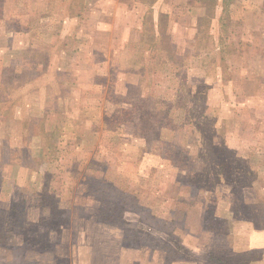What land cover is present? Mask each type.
<instances>
[{
	"label": "rangeland",
	"instance_id": "obj_1",
	"mask_svg": "<svg viewBox=\"0 0 264 264\" xmlns=\"http://www.w3.org/2000/svg\"><path fill=\"white\" fill-rule=\"evenodd\" d=\"M70 1L0 0V264H264V0Z\"/></svg>",
	"mask_w": 264,
	"mask_h": 264
},
{
	"label": "trees",
	"instance_id": "obj_2",
	"mask_svg": "<svg viewBox=\"0 0 264 264\" xmlns=\"http://www.w3.org/2000/svg\"><path fill=\"white\" fill-rule=\"evenodd\" d=\"M206 1H207L206 6H205L206 7V11L208 13V16H211V17L213 16V10L215 9L216 6H218V5L220 6L221 5L222 8H225L227 6V4L224 5V3H228L229 2V0H206ZM70 2H71L70 7H73V6H76L77 3L78 4H82L83 3V0H77V3L75 2V0H71ZM208 2H210V3H208ZM83 10H84V8L83 9H79V13H77V14H71L69 16L70 17L79 18L80 14L82 13ZM220 20H222V19L220 18ZM72 29H73V27H72ZM74 29H75V27H74ZM151 29H152L151 30L152 36H150V38H148V40H147L148 43H147V41L145 42V43H147L146 45L150 44L149 45L150 47L148 48L149 49V54H148V56L145 55L143 57V59L141 58V60L143 61L146 58L148 59L152 55L153 50L155 48H158V49H161L162 52L167 55V59L168 60H173V61L175 60L176 61V59H174L175 49L172 46V44L168 40H166L165 38H163V36H162L163 33L162 32L161 33H158V34L155 33V31H154V24H152V28ZM198 37L195 36V40H196V43L200 46L199 39L197 40ZM203 48H206V47H203ZM224 61L225 60H223V58H220L219 59V62H224ZM146 96H145L146 98L143 99V107H144V110H147L148 108L151 107L150 106L151 105V103H150L151 102V99L148 98V95H146ZM146 117L147 116L145 115L144 119H146ZM262 215L264 216V214H262ZM260 222H262L261 224H264V218H263V220H260Z\"/></svg>",
	"mask_w": 264,
	"mask_h": 264
}]
</instances>
